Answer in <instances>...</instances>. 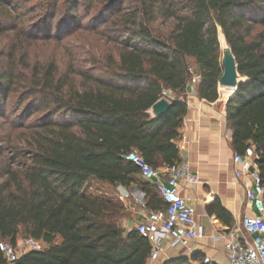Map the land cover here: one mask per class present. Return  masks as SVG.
Segmentation results:
<instances>
[{
    "label": "trees",
    "instance_id": "obj_1",
    "mask_svg": "<svg viewBox=\"0 0 264 264\" xmlns=\"http://www.w3.org/2000/svg\"><path fill=\"white\" fill-rule=\"evenodd\" d=\"M99 1L91 28H101L106 42L114 45L91 62L100 76L79 72L76 82L59 75L54 63L25 75L19 37L34 42L37 28L19 23L14 27L18 36L5 44L0 120L8 105L22 110L8 131L0 129V242L16 248L20 239L31 238L40 244L11 264H147L151 245L135 230L122 228L124 206L89 194L87 188L93 181L136 187L147 210H165L155 188L142 182L137 167L123 157L135 152L154 168L179 163L176 141L187 113L185 93L192 72L199 76L197 96L208 102L218 99V37L230 48L242 82L225 105L232 148L243 155L253 146L264 186V0ZM44 2L46 10L52 9L46 14L51 20L58 0ZM8 5L18 17L23 15L12 0H0L5 12ZM62 8L58 41L69 26L81 27L79 1L64 0ZM8 25L0 23V36ZM44 34L51 39L50 29ZM163 91L174 99L166 115L154 118L149 110ZM207 212L230 228L232 218L218 199ZM0 264H8L1 252Z\"/></svg>",
    "mask_w": 264,
    "mask_h": 264
},
{
    "label": "crops",
    "instance_id": "obj_2",
    "mask_svg": "<svg viewBox=\"0 0 264 264\" xmlns=\"http://www.w3.org/2000/svg\"><path fill=\"white\" fill-rule=\"evenodd\" d=\"M222 89L218 87L216 101L208 102L197 96L195 87L187 88L185 93L187 113L179 131L180 137L176 141L179 163L189 164L192 178L195 180L193 185L180 182L179 192L186 204L195 210L196 223L202 226L203 236L189 246L171 247L167 235L160 231L159 237L163 241V247L158 259L151 261L148 258L147 264H163L174 258H186L188 264H204L205 258L209 259L207 264H228L223 242L215 240L217 234L227 228L215 216L208 214L207 206L218 199L232 218L230 228L243 217L256 214L245 195L244 186L250 185L249 178L235 176V171L242 167L233 161L234 155L237 154L232 148V133L226 125L225 118L226 97L229 93ZM164 178L166 180L167 176ZM140 180L151 185L141 177ZM110 188L111 193L106 194V198L122 205L126 202L130 204L129 213L120 219V225L126 233L135 230L149 212L145 208L143 192L136 187L125 189L121 186H110Z\"/></svg>",
    "mask_w": 264,
    "mask_h": 264
},
{
    "label": "built area",
    "instance_id": "obj_3",
    "mask_svg": "<svg viewBox=\"0 0 264 264\" xmlns=\"http://www.w3.org/2000/svg\"><path fill=\"white\" fill-rule=\"evenodd\" d=\"M198 81L199 76L192 72L188 87L194 89ZM161 98L169 102L174 99L169 91H163ZM123 158L137 167L140 177L151 183L166 206L165 210L149 211L135 228L151 245L149 259L157 260L163 247L160 231L167 235L171 247L189 246L201 238L203 228L196 223L195 210L186 204L179 192L180 182L195 184L189 164L180 162L174 166L154 168L135 152ZM255 158L253 146L247 147L243 155L233 157V161L242 167L235 171L236 178H249L250 185L244 186L245 195L256 214L243 217L235 226L220 231L215 237L216 241L223 242L228 264H264V186L254 165ZM20 245L25 250L40 249L39 242L31 238L23 239ZM0 252L8 264L19 258L15 247L5 241L0 242ZM203 263H209V259L205 258Z\"/></svg>",
    "mask_w": 264,
    "mask_h": 264
},
{
    "label": "rangeland",
    "instance_id": "obj_4",
    "mask_svg": "<svg viewBox=\"0 0 264 264\" xmlns=\"http://www.w3.org/2000/svg\"><path fill=\"white\" fill-rule=\"evenodd\" d=\"M12 1L13 4H16L15 6L19 8L21 7L19 12L23 15L18 17L16 12L10 8V5L7 6L8 12L7 10L5 12V9L0 6V23L9 24V28H7L6 32L0 36V66L7 62L4 59V55L7 51V48H4L5 44L7 45L10 39L15 38V35L18 36L19 30H15L14 27L21 23L23 24V28H30V30H35L37 28L36 32L38 33V35L35 34L36 40L31 43L26 40L24 35L19 34V39H22L23 43L20 50H18V56L21 58L22 66H25L26 68L23 70L25 75L26 72L32 71L34 67H37L42 72L43 68L50 63H54L57 66L59 75L68 74V78L74 79L76 82H80L79 72L93 73L97 76L101 75L100 73H95L92 69L93 65H91V62L94 59L96 60L107 54L106 49L114 45L106 42V34L99 31L101 28H91L92 24L90 23V20L94 15L98 14L102 6V3H100L99 0L92 4H90L88 0H78L79 8L77 9L76 14L79 18L81 27L80 29L72 30L70 29L72 27L69 26L67 32L63 34L60 41L55 39V35L58 33V22L63 20L59 10L64 9L62 8L64 0H58L56 14L51 20L48 19L46 14L47 12H51L52 9H45L44 0ZM64 26H62V32L66 29ZM48 29L51 30L50 35L52 40L45 39L46 37H44V32ZM35 36L33 35V37ZM71 68L75 70V73L70 72ZM191 69L193 71L196 69L193 64H191ZM222 90L229 93L226 88H223ZM21 110L14 111L13 105H8L6 107L5 117L0 120L1 131H8V125L17 116L21 115ZM41 115L42 113L33 115L31 120ZM111 190L110 186L96 181L91 182L87 188L89 194L99 197H105L106 194L110 195ZM123 206L125 215H128L130 204L126 202ZM23 239L25 238L18 241L15 248L18 255L27 251L20 245V242Z\"/></svg>",
    "mask_w": 264,
    "mask_h": 264
},
{
    "label": "water",
    "instance_id": "obj_5",
    "mask_svg": "<svg viewBox=\"0 0 264 264\" xmlns=\"http://www.w3.org/2000/svg\"><path fill=\"white\" fill-rule=\"evenodd\" d=\"M219 45H220V52H221L222 75L218 82V87H234L235 88L234 92H235L240 86V84H242V82L238 81V78H241V77L239 76L237 72V66H236L234 56L232 55V52L227 44L225 45V47H222L219 41ZM170 106H171V103L169 101H167L164 98H161L150 108L149 110L150 115L154 118L163 117L164 115H166V113L170 109Z\"/></svg>",
    "mask_w": 264,
    "mask_h": 264
},
{
    "label": "bare ground",
    "instance_id": "obj_6",
    "mask_svg": "<svg viewBox=\"0 0 264 264\" xmlns=\"http://www.w3.org/2000/svg\"><path fill=\"white\" fill-rule=\"evenodd\" d=\"M219 41H220V37H219ZM222 47H225L226 43L224 42L223 39H221L220 41ZM238 81L241 82V78H238ZM222 88H228V89H231V91L229 92V94L227 95L226 97V100L233 94L235 88L234 87H222Z\"/></svg>",
    "mask_w": 264,
    "mask_h": 264
}]
</instances>
